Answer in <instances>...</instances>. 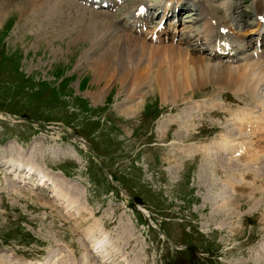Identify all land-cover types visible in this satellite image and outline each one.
Listing matches in <instances>:
<instances>
[{"label": "rangeland", "instance_id": "rangeland-1", "mask_svg": "<svg viewBox=\"0 0 264 264\" xmlns=\"http://www.w3.org/2000/svg\"><path fill=\"white\" fill-rule=\"evenodd\" d=\"M41 1L0 0L7 11L0 26V258L6 264H16L22 257L35 263L63 264L69 254L76 264H89L93 260L88 243L81 238V224L98 220L130 264H264V197L260 195L264 192V160L250 166L243 159L234 161L229 152L218 153L221 156L213 158L215 163L219 161L217 169L226 157L233 163V172L240 175L234 177L236 187L230 191L222 182L223 174L207 168L211 164H204L199 152L182 155L176 149L207 144L226 131L224 126L233 137L238 135L223 113L213 116L203 111V116L188 119L192 122L191 126L185 123L189 129L184 125L189 111L197 114L191 110L195 101L200 104L216 99L213 104L218 107L232 103L230 91L217 98L207 88L192 100L175 102L169 98L163 102L156 91H150L138 112L128 117L122 109L128 112L126 107L138 100L136 91L148 89L146 80L154 85L153 70L166 59L167 45L150 49L157 52L150 65L154 74L147 70L149 77L144 80L133 75L140 81L132 79L136 81L133 89H125L133 83L129 81L132 77L125 81L103 77L101 66L111 53L112 28L116 30L113 34H120L122 20L119 24L111 20L109 35L104 31L93 34L102 16L80 17L83 22L79 14L108 12L79 4L73 13L59 9L65 6L63 0ZM131 2L125 0L111 13L121 16ZM214 2L221 8V19L227 14L232 17L230 33L236 37L242 34L241 44L256 37L259 18L254 11L259 0ZM198 13L187 16L186 12L176 35L171 31L169 36L180 40L197 33L189 38L188 51L195 48L207 57L211 49L205 47L206 38L199 33L203 21ZM111 49L114 52L116 47ZM147 56L146 51L147 60L140 68L149 62ZM173 64H166L168 74L174 70L169 67ZM170 118L173 123L165 124L168 128L160 126ZM159 127L166 131L164 140L158 139ZM185 127H193L194 135L200 134L185 140ZM9 159L22 164L20 172H13ZM36 171L49 176L81 214L54 196L51 185H40ZM242 173L249 176L243 179ZM210 186L222 190L225 200L239 204L236 214L220 216L221 194L214 199L205 197ZM91 210L93 216L89 215ZM230 225L238 227L239 233H230ZM126 260L113 263L126 264ZM94 262L104 264L100 258Z\"/></svg>", "mask_w": 264, "mask_h": 264}, {"label": "bare ground", "instance_id": "bare-ground-1", "mask_svg": "<svg viewBox=\"0 0 264 264\" xmlns=\"http://www.w3.org/2000/svg\"><path fill=\"white\" fill-rule=\"evenodd\" d=\"M46 1L47 3H49V1L51 2V0H46ZM91 1H94V0H74V1L68 0L66 4L63 0L62 2L63 4L62 3L61 4L62 6L63 5L65 6H63L64 8L60 7L59 9L60 10L70 9L73 12L75 8H78L79 4L80 6L81 4L93 6V4H89V2ZM102 1H107L108 8H110L111 11L113 10L115 11L118 8H120L121 6L120 4L124 0H121V2H116V0H101V2ZM183 1L184 0H161V1H158L159 3L158 2L152 3L149 0H132V4L126 7V9L124 10L125 12L123 15V24L121 25V27L119 26L121 29L118 28L120 34L118 33L113 34V32H115L116 30L112 28L114 31H112L109 40H110L111 48L116 47V50L113 52V49L109 48V50H111V53L110 54L108 53L109 55L105 56V58L103 59V63L101 64V66H103L105 70V73H104L105 76L103 77L109 76L110 79L113 77L117 81L119 80L125 81L126 78L128 77H132L133 75L135 76L138 75L139 78H142L144 80V78L149 75L148 72L150 71V65H152V58L155 56L157 57V54H156L157 52L155 50H150V49L154 47H159L160 45L165 44L167 45V51H166L167 55L165 54L166 59H164L162 63H157L155 70H153V72H155V75H154L155 80L153 78L154 85H152V80L150 82H149V79L146 80L148 82L145 81L146 82L145 84L148 85V89L145 92H143V90H139V91L137 90L138 92L136 91L137 93L136 97L138 100L139 99L140 100L139 101L136 100L134 104L126 107L127 109H129L128 112H125V109L123 108L122 112L126 113L125 115H128V117L135 115L140 109V107L142 106L143 102L145 101L144 96L150 91L153 92L152 94H154V91H156L162 101L163 99L169 98L170 101L172 102H175L176 100L179 101V99H182L184 101L185 99L192 100V98L195 97V95L198 94V92L199 93L201 92L200 90L207 89V88H210L209 92L213 91V93L217 95L213 97H217V98L221 97L222 95L221 92H224L225 90L230 91V93L232 94L231 95L232 103H226L223 105L220 103L221 105L217 107L216 105H214L215 103L213 104V102H215L216 99L213 101L212 99L209 98L207 99L208 102H204L203 100V102L200 104L195 101L196 103L195 102L193 103V107L191 108V110H195L197 114L189 111V114L187 115V120L184 122V125L187 127L185 123H187V121L190 123L191 121L190 119L193 120L195 116H197L196 118H198V116H203L202 115L203 111L209 114L214 113L212 114L213 116L218 113H221V114L223 113V114H226L231 119L229 121L231 122V124L229 125H232V127L233 126L235 127L236 132L238 133L240 137L238 135L236 137H233L232 133H230L231 130L227 128L226 126H224L226 131L221 132L216 138H213V140L211 142H208L207 144L203 143L200 145H188V146L180 145V146H177L176 149H178L179 152L182 151L183 152L182 155H190V154L199 152V154L203 158H205L204 159L205 161H203V163L205 162L207 163V165L211 164V166L205 165L207 168L210 167V169L214 172V174L215 173L223 174L224 181L222 182L228 188H230V191H231L232 188H234V186L236 185V183L234 182L235 180L234 177H237L236 175H239V174L237 173V171L235 172L236 174L233 172V166H232L233 163H231L230 159L226 157H225L226 160L224 159L221 160L222 165H221V168L218 170L216 164L219 161L218 162L216 161L217 163H215L213 159L215 158V156L216 157L221 156L218 153L220 152H227V154L231 153V157L232 159H234V161L237 162V160L243 159L241 161L245 162L246 164L250 166L251 164H257L258 161L262 162L264 160V91H263L264 89V0H259L260 3L258 2L255 5V14L259 18L257 19V22L255 23V27L257 31L256 34H258V32L261 31L262 32L261 38L258 41V36H257L255 39H253V41H250L249 43H243V44H240V35L236 37V36H232L230 33L229 26L231 25L232 17L229 18L227 14L225 15V17L221 19L220 16H218V14H221L220 12H218V10L221 11V8H219L215 4L214 0H206L205 2L204 0L203 1L198 0L201 2L190 0L191 1L190 6L192 7V9L189 10L190 13L188 12L189 14L187 16L191 14L194 15L197 11L199 12L198 13L199 18L203 21V31L199 33L204 34V37L206 38L205 43L211 49L210 53L213 52V55L208 54L207 57L199 55L198 54L199 50L195 48L191 50L192 52H189L190 51L189 49L191 48L189 38L191 36H195L197 33L189 37L185 36L183 39L181 38L180 40L176 38L174 39V37L170 36L166 39L167 40L166 41L164 40V36L167 33L170 34L171 30H167L168 28L164 27V29L160 30L159 32L160 34L158 36V40H160L159 43H157L156 45H149L148 42H146V41H149L148 38L145 35H140L141 33L137 31L138 27L140 26L142 27L143 25L148 23V20H149V17L147 15H141L142 13L147 12L148 10H151L154 7H158V9H160L161 11L163 10L165 13L171 10L172 11L178 10L177 6L182 5L181 3ZM194 2L195 4H192ZM170 4H172V7H169ZM45 5L43 6L41 4V6L43 7H45ZM21 7L22 9L23 8L26 9L24 4H22ZM85 9L86 7L83 9V11ZM193 9L195 10L192 11ZM231 9H233V7H231ZM6 12H7L6 9L3 7L2 4H0V26L2 24V20ZM112 13L102 12V13H94V15L90 13L89 14L86 13L87 15L79 14V16L78 15L77 16H78V19H80L81 21L83 20V22H85V20L81 19L80 17H83L86 19L88 18L94 19V16L96 15H99V17L102 16V20L98 22L101 25L94 27V29L92 30H93V34H100L102 31H104L106 35L111 32L110 30L112 27L111 25L113 24L111 20H114V22L116 23L118 19L117 16L115 15L113 16ZM71 16H74V15L71 14ZM215 16L217 19H214ZM180 19H177V22L181 21ZM213 21H215V25H213L212 23ZM189 32H191V30ZM154 33L155 32L151 30L149 32V35L152 36L154 35ZM92 39H95V38H92ZM112 41L114 42V44L111 43ZM253 43L255 44V47L250 49ZM123 45H126L129 48H123ZM163 48L165 49V47ZM146 51L148 52L147 57H149L148 59L149 62H147L143 68L142 67L140 68V66L142 65V63L144 64V60L146 59V58L144 59V54ZM161 55L160 57L163 56ZM172 61L174 62V64L169 67L170 68L173 67L174 70L172 72L170 71L171 73L168 74L167 73L168 70H166V64L167 63L171 64ZM150 72L151 74L153 73L152 71ZM135 76L129 80L130 83L133 82L132 79L136 78ZM150 78H151V75H150ZM137 79L138 78H136V80ZM138 81H140V79H138L137 82ZM135 82L136 81H134L131 84V86L130 84L128 86L126 84L127 88L125 89L132 90ZM138 88L140 89V87ZM232 106H235V107H232ZM171 121L173 123V120L171 118L165 119L164 122H161L163 125L161 124L160 126L162 127L165 126L168 128ZM191 123L188 126H191L192 125ZM165 124H169V125L166 126ZM162 127H159L160 129L159 132L161 133V135L158 137L159 140H164L166 137L165 135L166 131L165 130L163 131ZM187 128L185 129L186 131L189 129ZM191 129L188 130L186 134L183 133L185 134L183 136L185 140H191V139H188V137H192V139H194L196 138V136H198V134H200V133H197V135H194L193 133H191L192 132ZM237 139H242V140H237ZM245 141H248V142H245ZM219 158H222V157H219ZM9 161L12 165V169L14 173L21 171L20 167L22 166V164L20 162L9 159L7 161L8 165H9ZM206 167L203 170H206ZM26 168L27 170L25 172H28L27 174L28 176L31 170V166L30 165L26 166ZM35 174L40 180V185H44V184L51 185L52 186L51 190L53 191L54 196L58 197L59 199H64V204L66 202V205L69 209L72 208L73 210H75L74 212L77 215L81 214L80 209H76L74 207L75 203L73 202V200L70 199L68 195H66L54 181L48 178L49 176L46 177L44 174H42L39 171H36ZM199 174L201 173L199 172ZM17 176L19 175L17 174ZM248 176H245L244 173L241 174V177L243 179ZM206 177H208V175ZM207 180H210V182H213V177L211 178L208 177ZM213 187L215 186H210L207 189L208 192L205 193V197L214 199L215 196L219 195L218 193L221 194V204L218 205V209L222 210L223 212L220 214V216L224 215L227 217H231L233 214H236L234 213V211L237 210V208H239V204L232 203L231 200H225L222 194L223 191L222 190L217 191ZM254 187H253V190L254 189L258 190L261 186L257 188H254ZM248 194H251V192ZM260 195L261 196L263 195L264 197V192H262ZM259 199H257V201ZM259 202H258V205H259ZM89 212H91L89 213V215L93 216L92 210ZM83 215H80V217L84 219ZM80 223H81V220H79L78 224ZM81 225L84 228L81 232V238L82 240H84V242L88 243V246L90 249L89 254L91 255L90 260H93V262H90L89 264H95L94 260L97 258H100V262L104 264H111L114 261L119 263L121 260L123 262L126 260L125 253L124 252L120 253L121 250L117 246V244L110 241V239L107 237V233L104 232L103 229H101L100 225L102 224L98 222V220L94 221L92 224L85 223V225L84 224H81ZM227 228L229 229L230 233L237 232L239 230L238 227H234L232 225H230ZM237 233H239V231ZM120 258L121 260H118ZM63 261H64L63 264H67V263L76 264L75 261L73 260L71 261L69 254L67 255V259ZM127 261L128 260H126V262ZM135 263L138 264L136 261ZM0 264H6V262L2 258H0ZM16 264H48V263H45V262L35 263L34 261L30 259H25L22 257ZM126 264H130V261H128V263Z\"/></svg>", "mask_w": 264, "mask_h": 264}]
</instances>
